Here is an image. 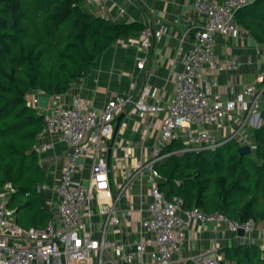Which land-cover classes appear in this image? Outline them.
Here are the masks:
<instances>
[{"label": "built area", "instance_id": "obj_1", "mask_svg": "<svg viewBox=\"0 0 264 264\" xmlns=\"http://www.w3.org/2000/svg\"><path fill=\"white\" fill-rule=\"evenodd\" d=\"M85 1L88 5L103 7L102 0ZM254 1L191 2L192 9L204 16L206 22L195 33L183 69L177 74L175 94L164 118L162 135L153 155L141 162L136 172H148L151 200L146 216L141 220V226L145 232L153 234L139 242L137 252L127 250L125 244L106 241L108 228L119 227L126 218L113 196L110 164L99 154L108 151L106 140L113 137L114 121L121 112L130 107L139 112L151 113L164 109L160 104L150 102L157 94V89L151 87L143 88L135 100L116 95L102 109L95 108L81 96H75L70 104L44 112L45 131L42 135H56L69 148L68 161L56 186L58 219H54L44 228L20 225L15 218V212L8 209V202L15 188L11 183L6 184L0 190V264H88L94 253H98V263L104 264V250L114 247L123 252L128 263H132L140 255L141 264H173V257L182 247L187 227L193 221L224 225L235 233L240 229L245 230L246 234L260 232L261 246L264 249V226L253 219L238 222L223 214H208L198 207L184 208V200L180 196L167 199L160 189L161 175L155 167L156 162L163 157L162 148L166 143L179 139L181 131L193 150L215 149L224 141L233 138L241 144H250L243 136V131L254 117L261 115L259 112L264 102V88H259L254 83L249 84L237 100L223 101L213 92L218 82L208 76L213 72L236 67L235 57L231 56L225 62L219 58L216 39L218 35L235 34L240 29L236 20L237 10ZM142 33L145 35L142 46L148 50L151 47L150 36L154 31L146 27ZM162 33L161 28L155 35L160 37ZM145 62L146 57L139 62L138 67L143 68ZM41 94L43 93L39 92L32 101L38 108V97ZM235 110L242 113V118L234 132L226 138H220L205 128L194 127L222 123ZM94 130L97 135L92 139L90 134ZM53 146L52 143L40 142L37 150L43 154ZM90 153H94V159L89 177L86 183H81L79 175L85 169V158ZM131 187L130 182L125 183L119 195ZM94 200H97L103 216V234L100 237L95 235L91 223L95 213L92 206ZM147 254L148 259L145 261L143 259ZM222 260L223 254L219 251L213 255L203 254L198 259L203 264H221Z\"/></svg>", "mask_w": 264, "mask_h": 264}, {"label": "trees", "instance_id": "obj_2", "mask_svg": "<svg viewBox=\"0 0 264 264\" xmlns=\"http://www.w3.org/2000/svg\"><path fill=\"white\" fill-rule=\"evenodd\" d=\"M236 20L264 44V0L239 8ZM137 27L101 16L85 0H0V190L8 183L14 186L8 209L20 225L44 228L55 218L40 190L46 180L37 150L44 113L29 95L66 93ZM259 85L264 88V79ZM261 120L250 155L240 154L235 138L203 150L190 149L180 139L166 143L155 164L166 198L180 196L184 208L264 226V107ZM219 253L221 264H264L258 242L226 246Z\"/></svg>", "mask_w": 264, "mask_h": 264}, {"label": "crops", "instance_id": "obj_3", "mask_svg": "<svg viewBox=\"0 0 264 264\" xmlns=\"http://www.w3.org/2000/svg\"><path fill=\"white\" fill-rule=\"evenodd\" d=\"M103 7L96 11L106 18L120 23H136V30L122 35L114 45L109 47L97 60L91 72L61 95L50 96L49 107L45 111L68 105L75 96L88 100L97 109L116 95L131 97L135 100L145 87L157 89L156 97L151 103L160 104L164 109L157 113L139 112L133 107L121 112L114 121L113 137L107 139V152L99 156L106 158L110 164V180L113 196L117 206L124 214L126 221L116 228H108L105 238L109 243L125 244L129 251L137 252L141 240L150 237L141 226L146 216V209L151 200L148 172L136 173L141 162L153 155L159 138L162 135L164 118L172 102L176 88L177 74L183 69L187 52L191 49L195 33L205 24L206 18L191 7L192 0H102ZM150 27L154 34L150 36L151 47L142 46L145 35L142 33ZM163 29L160 37L155 33ZM216 52L222 61L235 57L237 65L233 69L213 72L209 79H215L218 86L213 89L223 101L237 100L249 84L259 83L264 79V44L255 40L247 29H240L233 35H218ZM146 57L143 68L139 62ZM39 92L29 95V102ZM44 94V93H43ZM264 107L261 106V110ZM124 114L120 121L118 117ZM239 110L229 113L226 120L218 124H202L194 127L205 128L220 138L230 136L241 121ZM261 114V111L259 112ZM261 115L254 117L243 131V136L250 141L253 148L254 131L260 124ZM118 124L117 130L115 129ZM97 131L91 132L93 139ZM180 140L186 142L182 131ZM40 142L52 143L54 146L40 154L41 163L46 172V180L40 187L44 192L48 207L58 219V195L56 186L64 165L68 161L69 148L56 135L41 134ZM187 143V142H186ZM191 149V148H190ZM94 153L85 158V169L79 175L81 183H86ZM130 182L131 189L126 188L119 195L122 186ZM95 213L91 218L94 233L97 237L103 234V216L97 200L92 204ZM86 219L89 221V216ZM258 242L261 244L260 232L240 236L224 225L190 222L182 247L173 257V264H186L188 260H197L203 254L213 255L226 246ZM152 250V248H150ZM148 254L144 256L145 261ZM98 253L90 256L88 264H99ZM124 254L116 247L107 248L103 253L104 264H124ZM142 258L137 255L132 263L141 264Z\"/></svg>", "mask_w": 264, "mask_h": 264}, {"label": "water", "instance_id": "obj_4", "mask_svg": "<svg viewBox=\"0 0 264 264\" xmlns=\"http://www.w3.org/2000/svg\"><path fill=\"white\" fill-rule=\"evenodd\" d=\"M49 102H50V96H48L46 94L39 95V97H38V106H39V108L47 109L49 107ZM123 115L124 114H121L120 117L117 118L118 121H120V119H121V117ZM117 128H118V124H117L115 129L117 130ZM238 150H239L240 154H242V155H250V154L253 153V148H252V146L250 144H241L239 146ZM238 234L240 236H246V232L243 229H240L238 231ZM123 261H124V264H128V261H127V259L125 257H124ZM221 263H223V262H221Z\"/></svg>", "mask_w": 264, "mask_h": 264}, {"label": "rangeland", "instance_id": "obj_5", "mask_svg": "<svg viewBox=\"0 0 264 264\" xmlns=\"http://www.w3.org/2000/svg\"><path fill=\"white\" fill-rule=\"evenodd\" d=\"M262 105H263V103H262Z\"/></svg>", "mask_w": 264, "mask_h": 264}]
</instances>
